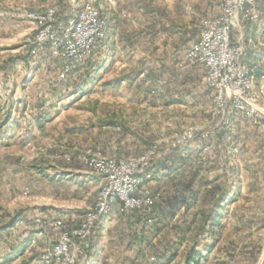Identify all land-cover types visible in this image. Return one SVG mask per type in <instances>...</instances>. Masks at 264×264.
<instances>
[{
    "label": "rangeland",
    "instance_id": "rangeland-1",
    "mask_svg": "<svg viewBox=\"0 0 264 264\" xmlns=\"http://www.w3.org/2000/svg\"><path fill=\"white\" fill-rule=\"evenodd\" d=\"M75 1L82 8L86 0ZM194 1L206 4L205 0ZM217 1L215 7H219V14L203 15L200 29L205 20L219 17L223 0ZM37 2L33 6L30 0H0V226L18 213H22L23 222L19 229L12 227L0 233V264H36L45 253L43 250L56 244L62 234L50 224L62 219L69 226L56 211L81 212L82 223L94 205L98 194L95 186L88 195L87 189L78 185L81 178L73 175L60 181L57 171L73 170L76 166L91 172L87 158L126 161L149 154L157 161L155 178L149 185L156 196L153 212L146 214L151 219L146 222L141 217L144 214L121 213L115 208L101 230L97 228L91 240L92 248L82 249L92 259L88 264H133L141 234L147 236L143 246L147 260L140 264L154 263L167 244L174 246V242H180V236H188L190 226L194 230L197 222L194 216L200 207H206L211 199L210 187L216 184H227L236 201L224 208L221 225L211 229L214 237L211 231L202 237V243L214 242L215 246L201 264H264V129L255 128L257 123L264 124V100L259 90L257 108L261 117L247 118L234 113L241 121L230 130L233 135L221 124L223 114L217 111L215 92L206 86L205 73L199 87L212 92L213 96L205 91L213 103L197 96L200 101L188 97L183 105L165 107L155 93L158 89L153 87L149 93L136 91L131 97L129 93L125 97L115 96L114 88L102 85L122 67L110 66L107 72L101 71L97 61L101 58L99 47L68 73H64L68 61L53 57L48 46L39 55L30 54L29 40L34 38L38 24L25 17V12L44 13L55 9L57 27L64 22L59 17L62 5L67 17L75 3L74 0ZM247 23L253 22L240 21V28L232 34L234 40L245 44L243 31ZM23 59L45 60V71L36 73L34 67L24 66ZM90 62L96 63L89 75L95 81L85 78L88 74L84 67ZM74 68L77 71L71 74ZM100 76L106 80L99 83ZM173 89L175 92L177 86ZM192 89L195 88L186 86L187 91ZM122 102H132L136 107L119 114L115 110ZM39 112H44L48 120L42 128L34 119ZM10 118L13 121L6 126ZM107 121L121 122L130 136H118ZM99 124L106 127H98ZM206 131L213 133L208 138L201 137ZM186 133L196 136L189 143L192 152L189 158L175 151L182 146L174 148ZM164 158L168 159L165 164ZM184 158L185 164L180 166L179 159ZM164 165L173 168L178 165L179 169L167 177ZM34 166L41 168L50 179L39 174ZM182 197H196L198 203L191 210L184 206L177 208L174 202ZM48 229L57 230L58 236L51 231L54 239L43 242L40 238L47 236ZM31 232L35 233L33 240L26 245L25 236ZM75 243L80 242L75 240ZM104 248L106 257L99 258ZM186 249V243L179 246L172 264L183 263ZM11 256L13 259L4 263ZM82 259L77 253L74 264H81Z\"/></svg>",
    "mask_w": 264,
    "mask_h": 264
},
{
    "label": "built area",
    "instance_id": "built-area-1",
    "mask_svg": "<svg viewBox=\"0 0 264 264\" xmlns=\"http://www.w3.org/2000/svg\"><path fill=\"white\" fill-rule=\"evenodd\" d=\"M74 2L67 19L57 27L55 9L44 13L25 12V17L38 24L34 38L29 40L30 54L39 55L48 46L53 57L68 61L64 73L93 55L106 40L108 32V22L93 0H86L82 8ZM256 3L257 0H223L219 17L203 22L198 39L188 51L187 57L205 70L206 86L216 94V108L223 114L221 124L225 127L234 113L247 118L261 117L257 108L256 69L242 62L248 47L241 40L232 38L233 31L240 28L241 20L253 23L260 20ZM212 133L206 131L201 137L208 138ZM194 138V134L186 133L174 148L184 147ZM156 162L152 154L126 161L87 158L91 173L100 179L96 201L76 228L69 227L62 219L50 224L59 228L62 234L36 264H74L77 253L83 256L81 264H88L90 256L84 255L82 249L92 247L91 240L97 228L115 208L126 214H151L156 196L149 185L154 180ZM22 225V220L18 219L13 228L19 229Z\"/></svg>",
    "mask_w": 264,
    "mask_h": 264
},
{
    "label": "crops",
    "instance_id": "crops-1",
    "mask_svg": "<svg viewBox=\"0 0 264 264\" xmlns=\"http://www.w3.org/2000/svg\"><path fill=\"white\" fill-rule=\"evenodd\" d=\"M30 1L35 6L38 5L37 1L40 0ZM93 1L95 6L100 9L101 13L108 20L107 38L99 46L101 58L97 60L99 62L98 68L101 71L107 72L110 66L115 67L119 65L122 67L102 87L114 88V94L115 96L119 95L118 97L122 95L125 97L128 93V96L131 97L136 94V91L149 93L153 87L158 89V92H155L156 95L160 96L164 106L169 108L175 105H183L187 102L188 97H192L197 101H200L201 98V100L205 99L213 103V99L206 94L208 92L213 96L212 92L205 87L203 90L199 87L205 73L204 68L191 61L187 55L190 47L200 35L199 22L203 15L215 16L219 14L217 12L219 7L218 9L215 7L216 4L218 5L217 0H205L206 4L197 3L194 0H157L155 2L148 0L145 3L142 0ZM214 2L215 5H213ZM201 5H204V7H200ZM257 7L261 14L260 21L247 23L243 32L245 44L251 52L252 61L257 65L261 73V76L258 78L257 89L264 100V0H257ZM23 60L24 66L34 67L36 73L45 71L44 67L47 66L45 60H41L40 62H37V59ZM95 66L96 63L90 62L87 63V68L84 67L88 74V77H85L87 81L96 80L89 77ZM76 71L77 68H74L71 74ZM100 78L99 83L106 80ZM139 82L140 85L138 84ZM187 85H191L196 90L187 91ZM175 86H177V89L174 92L172 90H174ZM205 91L207 92L205 93ZM197 96H200V98H197ZM190 101L194 102L193 100ZM135 107L136 105L132 102H122L115 111L120 114L124 109L130 111V109ZM12 121V118L6 120V126L10 125ZM240 121L238 115H233L225 131L229 135H233V132L230 130L232 128L235 129V126L239 125ZM112 126L113 130L118 132V136H126L127 138L130 136L127 135L128 133H125V127L121 122H115ZM255 126L257 130L264 129V124L261 122ZM98 127L106 126L99 124ZM74 167L73 170L57 171L58 175H61L60 181L64 177L69 178L76 175L82 179L81 184L78 185L82 186L81 189H87L85 193L88 195H90V189L93 186L99 190V177L91 172H87L76 166ZM58 179V176H55V181H58ZM56 214L57 216L64 217V220L70 224V227L79 225L83 219L81 212L73 210L62 212L57 210ZM106 219L103 220L101 226L98 228L99 230L103 227ZM51 231L58 236L57 230L48 229L46 232L47 236H42L43 238L40 239H43V242L48 240L51 242L55 237L50 236L52 234ZM32 233L34 232L30 234ZM25 237H27V241L30 236ZM38 249L41 250L40 247ZM47 250L44 249L43 251ZM105 253L104 248L99 258L106 257ZM137 256L138 252L134 256L136 264L142 263L141 260H137ZM145 260H147V256Z\"/></svg>",
    "mask_w": 264,
    "mask_h": 264
},
{
    "label": "trees",
    "instance_id": "trees-1",
    "mask_svg": "<svg viewBox=\"0 0 264 264\" xmlns=\"http://www.w3.org/2000/svg\"><path fill=\"white\" fill-rule=\"evenodd\" d=\"M63 10L62 12L59 13V17L61 16V19L63 21L66 20V8L62 5ZM66 11V12H64ZM251 52L250 50H247L245 57H244V63H246L248 66L253 67L256 69V73L258 78L261 76V73L258 70L257 65L252 61L251 58ZM42 111V110H41ZM45 113L44 112H39L36 116H34L35 121L37 122L38 126L40 128L43 127L44 123L47 122L48 120H45ZM104 123V122H103ZM107 125L111 126L113 125L111 122H105ZM190 144L188 146H184L181 147L175 151L184 154V157L186 158V156H188V158L190 157V155L192 154V152H190ZM179 159L181 164H179L180 166H183L186 161V159ZM166 158H164L162 160V163L165 164L166 162ZM161 163V164H162ZM178 166V165H177ZM175 166L173 168V166H167L164 165L162 167H164V169H166L167 172V176L168 177H172L173 175H175V173H177L178 171V167ZM35 170L41 174L44 177H49L45 174V172L43 170H41V168L35 167ZM156 170V166H154L153 171ZM155 175V172H153ZM227 181V180H226ZM230 187H228L227 184L225 185H220V184H216L215 186L212 185L210 187V195H211V199L207 202L206 207L202 208L200 207L199 210L196 212L194 218L197 220V222L194 224L195 228L194 230H190L191 226L188 228V236H180V242H174V246H171L170 244H167L165 246V249L163 251V253L161 254V256L155 257V262L152 264H172L176 258H177V254H178V248L181 244L186 243V251H185V256H184V261L182 264H201L202 259L208 255L209 253H211V251L214 249V242L212 243H202V237L211 231V229L217 228L221 225L222 223V218H223V212H224V208L227 207L228 204L233 203L236 201V197L234 196V194H232V190L229 189ZM193 196H196V193L192 194ZM177 199V198H176ZM197 199L196 197L194 198H185L182 197L180 200H178L175 203V206L177 208H180L182 206L185 207L186 210H191L192 208L195 207V205H197L198 202H196ZM22 217V213H18L15 217H13L8 223H5L4 225L0 226V233L1 232H8L14 225V223L20 219ZM141 217L143 218L144 221H149L151 218H148V216L146 215H141ZM167 218V217H165ZM195 220V221H196ZM193 224V223H192ZM70 226V224H69ZM192 232V233H191ZM210 235L212 237H214V233L211 231ZM30 237H28V240L25 242V244H29L32 241V236H34V234H30ZM139 240H138V244H139V250H138V256H137V260H141L144 261V259H146V253L143 250V246L144 244L147 243V236H145L144 234H141V236H138ZM176 246V248H175ZM92 248V247H91ZM201 248V249H200ZM22 252V251H20ZM18 252V253H20ZM13 256L8 258V261L6 260L4 263L9 262L10 260H12ZM10 259V260H9ZM92 260V259H91ZM133 264H136V262L134 261Z\"/></svg>",
    "mask_w": 264,
    "mask_h": 264
}]
</instances>
